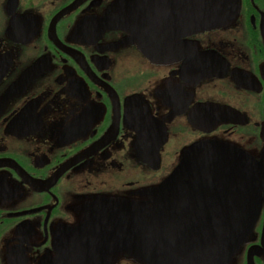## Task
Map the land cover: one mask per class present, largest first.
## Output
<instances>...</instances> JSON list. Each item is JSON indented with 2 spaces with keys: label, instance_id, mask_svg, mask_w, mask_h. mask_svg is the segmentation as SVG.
I'll return each instance as SVG.
<instances>
[{
  "label": "flooded vegetation",
  "instance_id": "flooded-vegetation-1",
  "mask_svg": "<svg viewBox=\"0 0 264 264\" xmlns=\"http://www.w3.org/2000/svg\"><path fill=\"white\" fill-rule=\"evenodd\" d=\"M161 1L148 0L146 24L174 32L148 43L101 30L118 0H0V264H205L150 209L197 141L229 144L231 164L245 154L264 184V0L203 27L200 2L185 0H163L155 24ZM194 174L209 183L204 206L187 200L181 216L205 227L230 216L215 192L245 180ZM262 198L235 249L201 235L200 253L264 264Z\"/></svg>",
  "mask_w": 264,
  "mask_h": 264
},
{
  "label": "water",
  "instance_id": "water-1",
  "mask_svg": "<svg viewBox=\"0 0 264 264\" xmlns=\"http://www.w3.org/2000/svg\"><path fill=\"white\" fill-rule=\"evenodd\" d=\"M147 2L148 0H118L107 10L101 30L121 25L129 31L136 32L141 39L148 43L164 39L167 36L165 34L168 32L171 34L174 29L151 28L149 24H146ZM197 2H200L201 6V13H196L201 18V21L198 20V27L228 19L235 13L238 4V0H185L186 9L195 6ZM163 6L162 0L157 4V7L151 6L150 10V16L156 13L161 15L160 21H155V24L157 23L159 26L162 25ZM198 16L197 18H199ZM16 87L20 88V85L15 84L14 89ZM210 128L208 127L209 131L212 129ZM229 147V144L213 139H204L191 144L184 151L179 168L157 185L152 194L153 197L151 196L152 206L150 209L158 228L164 232L170 230L169 236H172L174 232L171 238L177 239L184 248L203 255L202 262L205 264H222L223 259L217 258L211 261L206 257V254L200 253V249H198L199 237L209 235L211 242L214 239L222 240L223 243L220 247L223 248L221 252L224 254L227 250L235 249L247 234L252 233L262 205L264 184L260 185V175L258 176L256 172L259 163L255 162L256 164H254L252 160L247 159L245 154H241L242 157L239 161L231 164L226 157ZM236 152L238 153V151ZM138 156L142 158L144 154L138 150ZM249 158L251 159V157ZM239 162L249 166L247 173L238 172L236 166ZM197 166L202 174L245 180L244 183L233 184L225 193L215 192L217 200L228 198L233 203L234 210L230 216L223 215L221 216L223 218L218 221L209 220L208 227L193 221L191 215L181 216L180 214H184L183 208L187 200L195 202L198 206H204V203L197 202L196 199L201 197L209 187V183L204 179H193ZM188 206L192 210L196 209L193 203ZM238 217L241 219L237 221ZM43 261L45 260L43 259Z\"/></svg>",
  "mask_w": 264,
  "mask_h": 264
},
{
  "label": "rangeland",
  "instance_id": "rangeland-1",
  "mask_svg": "<svg viewBox=\"0 0 264 264\" xmlns=\"http://www.w3.org/2000/svg\"><path fill=\"white\" fill-rule=\"evenodd\" d=\"M183 206H184V203H183ZM113 207H115V208H117V209H123V208H124V203H123L122 201H118V202H116V203L114 204Z\"/></svg>",
  "mask_w": 264,
  "mask_h": 264
}]
</instances>
